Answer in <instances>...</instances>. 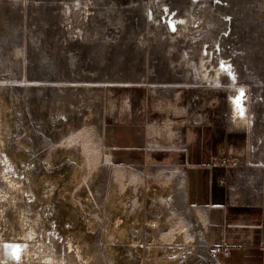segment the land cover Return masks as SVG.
<instances>
[{
    "label": "rangeland",
    "instance_id": "rangeland-1",
    "mask_svg": "<svg viewBox=\"0 0 264 264\" xmlns=\"http://www.w3.org/2000/svg\"><path fill=\"white\" fill-rule=\"evenodd\" d=\"M211 142L237 202L264 193V0H0V249L179 264L209 226L183 156Z\"/></svg>",
    "mask_w": 264,
    "mask_h": 264
},
{
    "label": "crops",
    "instance_id": "crops-1",
    "mask_svg": "<svg viewBox=\"0 0 264 264\" xmlns=\"http://www.w3.org/2000/svg\"><path fill=\"white\" fill-rule=\"evenodd\" d=\"M139 130L106 128L105 149L145 150L147 144L139 139ZM186 148L182 168L185 202L190 208L206 212L209 221L207 242L230 248L223 264H264V193L248 195L243 197V202H237L219 183L224 173L223 168L214 166L222 157L219 146L213 142L190 143Z\"/></svg>",
    "mask_w": 264,
    "mask_h": 264
},
{
    "label": "built area",
    "instance_id": "built-area-1",
    "mask_svg": "<svg viewBox=\"0 0 264 264\" xmlns=\"http://www.w3.org/2000/svg\"><path fill=\"white\" fill-rule=\"evenodd\" d=\"M214 166L231 167L226 162L214 163ZM232 188L226 187L231 193ZM198 225V224H196ZM195 241L191 245L183 244V252L179 253V264H223L230 254V248L225 244L211 245L205 239V234L199 228L195 230ZM264 245V240H262ZM140 248L142 246H139Z\"/></svg>",
    "mask_w": 264,
    "mask_h": 264
},
{
    "label": "bare ground",
    "instance_id": "bare-ground-1",
    "mask_svg": "<svg viewBox=\"0 0 264 264\" xmlns=\"http://www.w3.org/2000/svg\"><path fill=\"white\" fill-rule=\"evenodd\" d=\"M22 240H23L22 244L13 245V247H11V250L9 252H7L5 248L0 249V264L3 263L8 264L7 258L8 260L9 259L11 261L13 260L14 264H57L55 263V257L53 256L52 252L49 249L48 250L39 249V246L35 247L34 244H32L34 243V241H32L34 239L31 235L24 234L22 236ZM29 243L32 245H30ZM37 243L38 242L35 241V244ZM158 245L159 244L157 243L152 244V247L150 249L152 251H156L159 249Z\"/></svg>",
    "mask_w": 264,
    "mask_h": 264
}]
</instances>
